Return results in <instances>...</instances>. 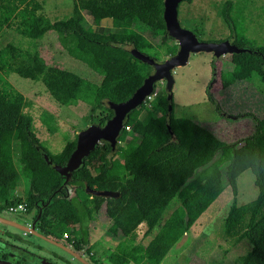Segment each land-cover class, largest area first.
<instances>
[{"label":"trees","instance_id":"obj_1","mask_svg":"<svg viewBox=\"0 0 264 264\" xmlns=\"http://www.w3.org/2000/svg\"><path fill=\"white\" fill-rule=\"evenodd\" d=\"M234 12V2L226 0L221 18L230 37L238 47L254 52L230 55L232 70L219 74L222 95L237 82L258 80L264 84V46L239 37ZM106 21L112 24L107 34L95 33L90 26L101 28ZM11 27L31 41L54 31L67 54L100 77V82L48 66L39 50L31 52L13 42L0 47V213L22 203L32 211L44 202L41 225L54 235L60 231L82 244L87 243L89 224L104 214L111 221L107 236L118 240L106 259L108 264H161L184 233H189L230 187L233 199L223 235L235 244L247 241L251 245L237 264H264V116L245 115L253 118L254 130L247 137L249 144L239 148L237 142H228L217 133L216 123L176 118L174 107L168 114L169 93H158L150 107L142 103L129 114L118 137L117 153L110 157V146L98 145L63 188L64 179L45 158L64 166L78 136L51 154L36 137L34 119L25 111L30 102L8 80L11 74L32 81L40 78L57 104L77 101L93 111H105L103 124L112 112L102 100L116 104L128 100L152 70L135 59L127 47L153 57L152 40L163 44L173 40L166 36L164 0H73L72 14L54 22L37 0H0V37ZM135 27H144L152 40L140 32L129 33ZM210 88L211 82L207 97L224 120L228 114L214 100ZM53 119L54 115L46 111L40 115L51 134L56 131ZM126 127L132 132L129 139ZM13 160L21 166L20 171L11 167ZM247 170L255 177L258 195L240 205L238 179ZM20 183L24 185L22 196L14 194ZM86 187L118 192L119 197H96L86 193ZM67 190L72 194L67 196ZM173 200L178 206L155 236L147 245L137 242V227L145 224L149 235Z\"/></svg>","mask_w":264,"mask_h":264},{"label":"rangeland","instance_id":"obj_2","mask_svg":"<svg viewBox=\"0 0 264 264\" xmlns=\"http://www.w3.org/2000/svg\"><path fill=\"white\" fill-rule=\"evenodd\" d=\"M44 8V14L52 21L67 18L72 14L73 0H37ZM226 0H190L183 1L178 6V17L181 25L193 32L200 41L208 43H221L230 39V32L221 18V8ZM234 2V19L239 37H243L257 47L264 46V0H231ZM90 24V23H89ZM95 33L107 34L111 31L109 22L97 28L90 24ZM140 32L149 37L146 29L132 28L129 33ZM150 38V37H149ZM233 38V37H232ZM151 39V38H150ZM234 39V38H233ZM152 40V39H151ZM8 42H13L22 49L38 51L45 59L48 66H57L71 71L83 79L95 83L100 82L87 66L71 58L62 48L54 31L48 32L43 39L31 41L20 36L13 27L6 29L0 37V47ZM155 52L152 54L158 61H163L177 54L179 46L175 40L163 44L159 39L152 40ZM232 70L230 54L214 56L212 54L191 55L185 67L173 70V107L176 118H188L203 124L216 123L217 133L226 141L238 143L239 148L249 144L247 137L254 130V120L264 116V84L255 80L237 82L231 90L220 94L222 86L219 80L221 72ZM11 84L20 91L30 102L29 112L34 119L36 137L41 145L51 154L60 152L66 141H73L76 135L93 123L102 124L105 111H93L88 105L71 101L65 106L57 104L49 95L41 79L29 80L11 74L8 77ZM210 94L228 116L221 120L216 111V105L207 97V87L210 85ZM159 93H167L165 83H156ZM54 115L52 125L56 128L54 134L48 133L40 115L44 112ZM244 116V117H240ZM119 145V142H118ZM117 145V146H118ZM11 167L21 170V166L13 160ZM255 177L250 170L245 171L238 179L239 204L253 201L258 191L254 185ZM24 185L20 183L14 191L15 195L22 196ZM72 194V193H71ZM231 188H226L223 193L210 205L193 225L186 238H183L165 257L161 264H237L238 257L246 254L251 245L247 241L235 244L223 235L224 222L232 204ZM178 206V201L173 200L169 205L162 220L149 235L146 234V225L137 227L136 240L143 245L158 232L159 227L169 216L171 211ZM4 214L12 215L7 211ZM111 225L104 214L90 223L88 233L90 243L100 240L93 247L99 258L105 264L108 255L114 251L118 240L107 236L106 231ZM14 231L18 238H22L20 230ZM32 243H40L31 237L27 239ZM23 240H21L22 242ZM103 243V244H102ZM23 244L26 245V242ZM47 247V246H46Z\"/></svg>","mask_w":264,"mask_h":264},{"label":"water","instance_id":"obj_3","mask_svg":"<svg viewBox=\"0 0 264 264\" xmlns=\"http://www.w3.org/2000/svg\"><path fill=\"white\" fill-rule=\"evenodd\" d=\"M183 1L190 0H164V21L166 24V36L175 40L179 46L176 55L167 58L163 61H158L154 57L139 53L134 47L128 46L127 51L137 60L149 65L152 70L144 79L142 85L136 89L133 95L126 101L116 104L110 102L108 99H103L102 104L105 108L112 112V116L103 124L93 123L85 130L78 134V139L74 150L71 152L68 161L62 167L57 166L53 161L46 157V163L50 168L57 171L64 179L63 188L71 180L73 172L80 169L85 158L101 144H108L110 146V157L117 153L118 137L125 127L129 114L137 109L145 99L152 93L156 83H165L168 95V114L173 109V85L174 80L172 72L179 67L188 65L191 55L194 54H212L220 57L226 54H240L243 52L253 53L254 51L248 48H241L234 44V39L230 38L221 43H208L198 39V37L190 30L184 28L178 17V6ZM258 53V52H255ZM86 193L96 197H111L118 198L119 193L113 191H100L96 189L85 188ZM0 223L12 225L0 216ZM28 230L22 227L21 230H28L31 232L35 228ZM187 232L184 233L183 238H186ZM182 238V239H183ZM0 264H14L10 261L0 260Z\"/></svg>","mask_w":264,"mask_h":264},{"label":"flooded vegetation","instance_id":"obj_4","mask_svg":"<svg viewBox=\"0 0 264 264\" xmlns=\"http://www.w3.org/2000/svg\"><path fill=\"white\" fill-rule=\"evenodd\" d=\"M66 192L67 196L71 195L70 190ZM45 207L46 204L41 202L39 206L33 207L32 211L12 217L4 214L7 210L0 213L1 217L12 223V225L0 223V260L14 264H105L96 251L91 250L100 240L90 243L88 235L87 243L82 244L68 234L61 235L60 231L54 235L49 232L48 227L41 225ZM27 220H30L32 225L35 223V228L31 232L21 230L22 227L26 228ZM10 229L20 230L22 238H18ZM31 237L40 243L28 241L27 239Z\"/></svg>","mask_w":264,"mask_h":264},{"label":"built area","instance_id":"obj_5","mask_svg":"<svg viewBox=\"0 0 264 264\" xmlns=\"http://www.w3.org/2000/svg\"><path fill=\"white\" fill-rule=\"evenodd\" d=\"M158 90L157 88L153 89L152 93L145 99L143 104H146L147 106L150 107L151 101L155 99L158 96ZM125 128V127H124ZM127 132H129V135L127 136L126 139H129L132 136V132H130L129 128L126 127ZM29 208L26 204L22 203L17 206H11L8 208L7 212L10 213L11 215H23L24 213L28 212ZM26 228L30 230L32 228V222L30 220H27L25 222ZM28 230H24L25 232H29Z\"/></svg>","mask_w":264,"mask_h":264},{"label":"crops","instance_id":"obj_6","mask_svg":"<svg viewBox=\"0 0 264 264\" xmlns=\"http://www.w3.org/2000/svg\"><path fill=\"white\" fill-rule=\"evenodd\" d=\"M108 22L111 23L110 21H107V23ZM231 88H232V86L230 88L226 89V91L228 92L229 90H231Z\"/></svg>","mask_w":264,"mask_h":264},{"label":"clouds","instance_id":"obj_7","mask_svg":"<svg viewBox=\"0 0 264 264\" xmlns=\"http://www.w3.org/2000/svg\"><path fill=\"white\" fill-rule=\"evenodd\" d=\"M172 76H173V72H172ZM156 88V84H155V86H154V89Z\"/></svg>","mask_w":264,"mask_h":264}]
</instances>
